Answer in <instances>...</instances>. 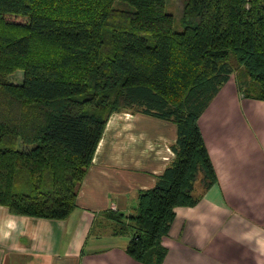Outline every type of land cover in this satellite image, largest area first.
<instances>
[{
	"label": "trees",
	"instance_id": "trees-1",
	"mask_svg": "<svg viewBox=\"0 0 264 264\" xmlns=\"http://www.w3.org/2000/svg\"><path fill=\"white\" fill-rule=\"evenodd\" d=\"M0 0V204L12 213L66 219L111 115L173 122V160L138 191L135 211L107 208L99 225L129 237L127 253L161 264L176 208L217 182L199 118L235 72L264 99V0ZM179 22V24H178ZM180 25V28H178ZM22 68L19 82L7 73Z\"/></svg>",
	"mask_w": 264,
	"mask_h": 264
},
{
	"label": "crops",
	"instance_id": "crops-1",
	"mask_svg": "<svg viewBox=\"0 0 264 264\" xmlns=\"http://www.w3.org/2000/svg\"><path fill=\"white\" fill-rule=\"evenodd\" d=\"M231 74L199 118L217 182L194 205L176 208L161 264H264V99L245 95ZM173 122L142 112L111 115L66 219L12 213L0 204V264H147L129 237L104 231L101 213L133 212L139 189L173 160Z\"/></svg>",
	"mask_w": 264,
	"mask_h": 264
},
{
	"label": "rangeland",
	"instance_id": "rangeland-1",
	"mask_svg": "<svg viewBox=\"0 0 264 264\" xmlns=\"http://www.w3.org/2000/svg\"><path fill=\"white\" fill-rule=\"evenodd\" d=\"M185 0H168L167 2V9L169 11H172L176 18L178 19L181 16L183 5H184ZM114 5L119 8H125V9H133L134 7L129 4L127 1L124 0H115ZM179 24V22H178ZM180 28V25L179 27ZM233 64L235 67V74L238 76V79H240L243 88H247L249 91H254L259 88L260 84L258 81L253 80L244 65H241L236 59L233 58ZM7 77L13 81V82H19L22 78L23 75V70L22 68H15L11 71H9L7 74ZM112 209H119L117 205H112ZM121 210V209H119ZM125 213H131L130 211H125L122 210ZM134 212V211H133Z\"/></svg>",
	"mask_w": 264,
	"mask_h": 264
}]
</instances>
